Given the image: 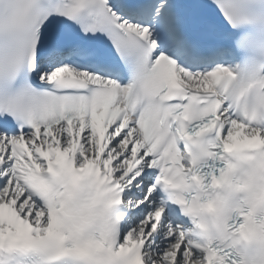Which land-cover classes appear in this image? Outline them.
Here are the masks:
<instances>
[{
  "label": "snow or ice",
  "instance_id": "6c2138e0",
  "mask_svg": "<svg viewBox=\"0 0 264 264\" xmlns=\"http://www.w3.org/2000/svg\"><path fill=\"white\" fill-rule=\"evenodd\" d=\"M0 264H264V0H0Z\"/></svg>",
  "mask_w": 264,
  "mask_h": 264
}]
</instances>
